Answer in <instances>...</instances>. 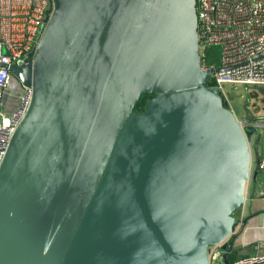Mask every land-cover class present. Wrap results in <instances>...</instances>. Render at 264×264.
<instances>
[{
	"label": "water",
	"instance_id": "obj_1",
	"mask_svg": "<svg viewBox=\"0 0 264 264\" xmlns=\"http://www.w3.org/2000/svg\"><path fill=\"white\" fill-rule=\"evenodd\" d=\"M53 1L11 68L32 99L0 166V264H209L249 219L257 131L209 86L197 0Z\"/></svg>",
	"mask_w": 264,
	"mask_h": 264
},
{
	"label": "built area",
	"instance_id": "obj_2",
	"mask_svg": "<svg viewBox=\"0 0 264 264\" xmlns=\"http://www.w3.org/2000/svg\"><path fill=\"white\" fill-rule=\"evenodd\" d=\"M53 0H0V166L17 127L25 117L32 89L21 85L16 104L8 112L12 96V67L32 60L53 12ZM197 37L202 69L211 71L209 86L226 99V87H264V0H197ZM220 50L218 66L208 62V49ZM243 127L264 131V121H242ZM252 168V167H251ZM257 197L264 198V150L257 160ZM264 264V241L245 254L229 243L208 250L209 264Z\"/></svg>",
	"mask_w": 264,
	"mask_h": 264
},
{
	"label": "crops",
	"instance_id": "obj_3",
	"mask_svg": "<svg viewBox=\"0 0 264 264\" xmlns=\"http://www.w3.org/2000/svg\"><path fill=\"white\" fill-rule=\"evenodd\" d=\"M12 89H10V93L12 90L13 94L16 95L15 93H18V89H16V87H12ZM246 91L247 93L252 95L254 91L259 92L261 90L255 88L251 90L246 89ZM10 99H11L10 97L7 99L9 105L8 112H10L13 109L14 104H16V102L14 103L9 102ZM259 120L264 121V115L260 116L258 114H255L240 121L248 122V121H259ZM257 132L259 134L257 147L259 146L260 149L259 152L257 151V156H259L260 154L263 153L264 150V131L261 130ZM257 191H258L257 170L255 167V169L251 168V175L249 181L247 182V187L245 192V203L243 205L241 215H239L241 219L247 217H249V219L245 226L239 224L235 228L234 236L231 238L230 241L231 245L235 249H239V250L241 249L242 253L245 254L252 253L253 244L264 241V198L257 197L256 196ZM260 213H262L261 220H260V215H261Z\"/></svg>",
	"mask_w": 264,
	"mask_h": 264
},
{
	"label": "rangeland",
	"instance_id": "obj_4",
	"mask_svg": "<svg viewBox=\"0 0 264 264\" xmlns=\"http://www.w3.org/2000/svg\"><path fill=\"white\" fill-rule=\"evenodd\" d=\"M219 54H220V50L218 47H210L208 49V56H207L208 62L218 66ZM12 87H16V89H18V93H15L16 95L13 94ZM10 89H12L11 90L12 96L9 102L14 103L16 102L19 91L21 89V84L17 79H15V77H13L12 79ZM257 89L261 91L259 92L254 91L253 94L250 95L249 93H247L246 87L243 85H237L234 87L228 85L226 87L227 95L225 101L228 103L229 108L232 110L238 121L244 120L247 117H250L251 115H255V114H258L260 116L264 115V87H260ZM258 135H259L258 132H256L255 134L252 135L250 140L251 167L253 169H255L258 160L257 151L259 152L260 150L259 146L257 147ZM242 209L243 207L235 213L236 218L241 219L239 215H241Z\"/></svg>",
	"mask_w": 264,
	"mask_h": 264
},
{
	"label": "trees",
	"instance_id": "obj_5",
	"mask_svg": "<svg viewBox=\"0 0 264 264\" xmlns=\"http://www.w3.org/2000/svg\"><path fill=\"white\" fill-rule=\"evenodd\" d=\"M151 97H152V95H149V94L142 95L140 100L136 104L135 110L142 112L146 107V100L151 98ZM230 241H231V239H230Z\"/></svg>",
	"mask_w": 264,
	"mask_h": 264
},
{
	"label": "flooded vegetation",
	"instance_id": "obj_6",
	"mask_svg": "<svg viewBox=\"0 0 264 264\" xmlns=\"http://www.w3.org/2000/svg\"><path fill=\"white\" fill-rule=\"evenodd\" d=\"M202 61H203V59H202Z\"/></svg>",
	"mask_w": 264,
	"mask_h": 264
}]
</instances>
